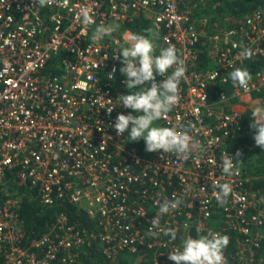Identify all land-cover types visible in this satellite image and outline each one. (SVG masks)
Masks as SVG:
<instances>
[{
  "label": "built area",
  "instance_id": "2783aa9c",
  "mask_svg": "<svg viewBox=\"0 0 264 264\" xmlns=\"http://www.w3.org/2000/svg\"><path fill=\"white\" fill-rule=\"evenodd\" d=\"M83 8L94 21L87 26L77 19ZM141 17L157 34L156 54L175 45L187 68L179 103L156 123L180 131L191 125L201 144L198 158L180 160L163 150L143 156L128 144L129 132L119 135L113 127L121 113L139 115L118 98L139 90L127 88L119 51L127 46L125 34H135L128 24ZM101 23L120 27L92 45ZM206 26L182 0H55L44 8L34 0H0V264H80L84 237L65 213L49 231L27 236L19 212L27 193L43 206L68 202L86 211L111 258L156 245L166 252L154 255L168 257L193 233L235 230L241 237L225 255L227 264L253 262L264 238V198L248 187L240 165L239 175L227 177L221 164L225 152L235 156L229 142L243 130L254 95L264 91V65L247 91L230 78L250 60L239 58L243 48L254 50L251 59L264 57V5L227 29ZM214 180L232 184L223 206L213 195ZM174 196L182 204L160 217L153 231L161 238L152 240L156 201ZM168 228L176 231L175 241L163 240Z\"/></svg>",
  "mask_w": 264,
  "mask_h": 264
},
{
  "label": "clouds",
  "instance_id": "9594fccd",
  "mask_svg": "<svg viewBox=\"0 0 264 264\" xmlns=\"http://www.w3.org/2000/svg\"><path fill=\"white\" fill-rule=\"evenodd\" d=\"M38 6L44 8L52 5L55 0H34ZM146 2V0H145ZM78 21L87 26L92 24L93 17L90 10L83 8L77 17ZM119 24L98 25L92 36V45L110 36L119 29ZM149 35L125 34L127 46L121 51L123 67L120 72L126 76L125 84L128 89H139L131 91V94L120 96L122 106L131 109L133 114H119L113 125L119 135L129 132V141L143 140L147 152L175 153L180 160H186L193 154L199 157L201 154L200 141L189 133L191 125L183 131L176 127L160 126L156 122L165 118L171 109L181 99L180 84L186 75V64L178 54L175 45L169 44L160 49L156 54V33L148 29ZM236 47L237 45H233ZM239 58L251 59L255 53L252 48H243L239 52ZM172 70L169 75V70ZM157 75L163 77L157 80ZM234 86L248 90L253 77L246 67H237L230 73ZM147 85V87H145ZM113 108L107 109L111 114ZM252 122L250 127L254 130V141L256 146L264 149V104L256 103L251 110ZM130 129V131H129ZM243 153L237 151L235 156L225 152L222 154L221 171L227 177L239 175L242 164ZM212 187L218 189L214 192L217 202L223 206L227 203L228 197L232 195L233 188L230 182L220 183L219 180L212 182ZM159 206L158 215L152 219V228L149 234L155 236L153 231L160 226V217L176 210L182 204V200L176 198L164 199L163 202L156 201ZM166 236L173 241L176 239V231L168 228L163 230ZM230 243L227 235L219 232H209L207 235H200L197 238L188 237L183 241L182 248H176L168 254V259L175 264H227L224 250Z\"/></svg>",
  "mask_w": 264,
  "mask_h": 264
},
{
  "label": "trees",
  "instance_id": "16d2710c",
  "mask_svg": "<svg viewBox=\"0 0 264 264\" xmlns=\"http://www.w3.org/2000/svg\"><path fill=\"white\" fill-rule=\"evenodd\" d=\"M213 2H222L223 7H220L218 11L230 15L233 23L244 18L247 14L253 10L258 9L264 5V0H182V5L189 6L193 11V19L197 22L198 18L205 13L209 12L208 8L213 5ZM128 26L134 31L135 34L149 35L148 29H151V23L148 18L141 17L134 22L128 24ZM208 64V57L205 53H201L199 65L205 67ZM264 65V57L258 56L250 59L246 68L255 73L260 67ZM227 91V88L223 89ZM215 93L213 97H216ZM259 103L264 104V91L256 93L254 95ZM243 130L229 142V148L234 154L237 151L243 153L240 164L244 171V174L249 176L248 187L253 191H257L258 195L264 198V149L256 146L254 137V130L250 127L252 122L251 109H248L243 114ZM131 147H135L137 151L143 156L154 155L155 152H147L145 142L140 141H128ZM16 179V178H15ZM14 183V181H12ZM264 206V204H263ZM20 218L23 226L26 229L27 236L32 239L40 236L41 234L49 231L55 222L58 213H65L69 221L74 224L84 237V244L78 249V262L80 264H175V262L168 259L164 254L156 256V251L162 253L166 252L164 248H159L158 245L149 248L145 247L137 253H130L129 257L123 256L125 253L119 252L114 257H108L105 255L103 246L100 242V227L97 221L90 217L88 213L72 203L58 202L50 206L41 205L30 194L23 196L20 206ZM230 243L224 250V255H230L236 251L237 241L241 235L235 231H229L228 235ZM169 236L163 238L166 240ZM192 238H196L193 233ZM161 237L151 236L152 240H159ZM256 248V256L251 264H264V238L259 241V245ZM127 254V255H128ZM235 264H238L236 261Z\"/></svg>",
  "mask_w": 264,
  "mask_h": 264
},
{
  "label": "rangeland",
  "instance_id": "374dc122",
  "mask_svg": "<svg viewBox=\"0 0 264 264\" xmlns=\"http://www.w3.org/2000/svg\"><path fill=\"white\" fill-rule=\"evenodd\" d=\"M206 1H211V0H206ZM220 7H223L222 2H213V5L210 8H208L209 12L205 13L204 15H202L198 18L197 23H199V26L202 24V21H206L207 26L204 29H206V31H209V32H218V31H221V30H224V29H227L229 27L234 26L238 21L234 24L230 15L224 13V11H223V13L221 11H218V9ZM256 103H259V101L257 100L255 102H253L252 104H249V106H248L249 109L252 110V107ZM253 195H254V193L251 192V196H253ZM255 199H257V197ZM258 199L260 201H262V203H263V196L258 195ZM262 210H264V209H262ZM248 246H249V250L247 251V255H248V258H251L252 257V255H251L252 245H248ZM127 254L128 253L125 252L123 254V256L128 258L129 254L128 255ZM252 260L254 261L253 258H252Z\"/></svg>",
  "mask_w": 264,
  "mask_h": 264
}]
</instances>
